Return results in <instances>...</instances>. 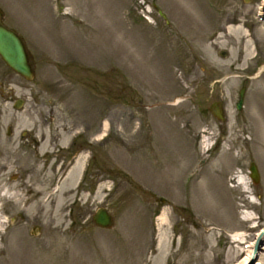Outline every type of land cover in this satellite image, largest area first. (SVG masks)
I'll return each instance as SVG.
<instances>
[{
    "label": "rangeland",
    "instance_id": "rangeland-1",
    "mask_svg": "<svg viewBox=\"0 0 264 264\" xmlns=\"http://www.w3.org/2000/svg\"><path fill=\"white\" fill-rule=\"evenodd\" d=\"M263 1L0 0V264H264Z\"/></svg>",
    "mask_w": 264,
    "mask_h": 264
},
{
    "label": "water",
    "instance_id": "water-1",
    "mask_svg": "<svg viewBox=\"0 0 264 264\" xmlns=\"http://www.w3.org/2000/svg\"><path fill=\"white\" fill-rule=\"evenodd\" d=\"M3 12L0 8V58L3 62L15 73L19 74L27 80H31L34 76V69L30 61V56L26 48L25 42L22 36L14 29L8 27L3 22ZM221 56L224 52H220ZM244 88L240 90V99L237 104V108L242 105V96ZM21 100H17L15 106L19 107ZM208 110L219 120H223V113L221 104L219 101H214L209 106ZM249 176L254 183H257L260 179L259 171L255 162L249 164ZM92 220L95 225L102 228H110L113 224V218L110 213L103 207H99L95 210ZM264 231L257 237L251 261L256 259L258 250L264 242Z\"/></svg>",
    "mask_w": 264,
    "mask_h": 264
},
{
    "label": "bare ground",
    "instance_id": "bare-ground-1",
    "mask_svg": "<svg viewBox=\"0 0 264 264\" xmlns=\"http://www.w3.org/2000/svg\"><path fill=\"white\" fill-rule=\"evenodd\" d=\"M263 11H264V1H263L262 3H260L258 15L263 14V13H264ZM61 14H62V13H61ZM79 166H80V165H78V167H79ZM80 168H81V166H80ZM158 219L160 220V222L164 221V220H165V215H164V213L160 214L159 217H158ZM262 231H264V228H262L260 231L257 232V234H256V236H255V238H254L255 241L253 242V244H255L257 237L261 234ZM235 236H236V237H240L241 234L237 233V234H235ZM240 238H241V237H240ZM237 239L239 240V238H237ZM237 239H235V240H237ZM263 239H264V237H263ZM253 244H252V246H253ZM251 251H252V250H249V251H248V253L246 254L247 256H246L245 260H247V259L249 258Z\"/></svg>",
    "mask_w": 264,
    "mask_h": 264
},
{
    "label": "flooded vegetation",
    "instance_id": "flooded-vegetation-1",
    "mask_svg": "<svg viewBox=\"0 0 264 264\" xmlns=\"http://www.w3.org/2000/svg\"><path fill=\"white\" fill-rule=\"evenodd\" d=\"M73 146V144H71L70 145V147H72ZM69 153H71V152H73V151H68ZM74 156H75V153H72V155H71V157H72V159L74 158ZM71 163V162H70ZM70 163L68 162V164H66V166H64V169H63V171L66 173V171H68L69 170V165H70Z\"/></svg>",
    "mask_w": 264,
    "mask_h": 264
}]
</instances>
